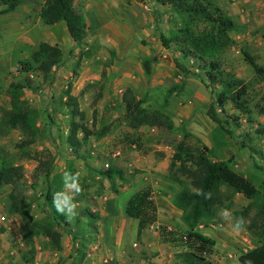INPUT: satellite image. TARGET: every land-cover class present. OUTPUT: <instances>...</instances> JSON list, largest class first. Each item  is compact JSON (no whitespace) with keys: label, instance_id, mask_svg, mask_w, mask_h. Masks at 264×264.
<instances>
[{"label":"rangeland","instance_id":"1","mask_svg":"<svg viewBox=\"0 0 264 264\" xmlns=\"http://www.w3.org/2000/svg\"><path fill=\"white\" fill-rule=\"evenodd\" d=\"M134 1L137 18L145 19L146 28L151 26L147 18L153 17L155 26L150 29L156 37L157 45H160V36L167 37L176 26L178 18L169 7H158L151 0ZM244 1H247L243 7L248 13L260 12L255 14L257 20L249 22L250 35L260 39L264 32V0H254L260 4L258 6L253 5L252 0ZM44 2L24 1L6 13L0 8V107H8V85L24 82L29 77L32 84L31 88L24 90V98L38 111L37 127L40 132V138L32 149L48 150L53 154L55 161L52 174H63L68 162H72L75 171L81 174L83 191L75 196L78 215L68 221L73 230L77 231L87 222L81 215L83 209L87 208L101 216L97 235L89 237L87 229L83 233L86 247L81 264H180L175 254L183 248L163 242L157 231L147 229L141 243L136 241L137 222L124 215L129 197L148 188L159 208H162L160 202L164 203L165 211L160 210V213L169 218L166 228L179 233L183 230L181 213H177L171 204L177 186L168 182L169 175L173 173L169 171V166L177 146L183 143L203 153L215 148V161L228 163L234 171L254 179L260 185L264 183V137H258L254 133L256 127L246 123L245 118L240 120L238 128L233 124L230 126V135L218 129L206 113L214 99L213 93L202 84L200 78L184 76L183 68L189 69L190 64L181 60L172 50L117 48L116 51L113 48H87L93 53L95 50L94 61L91 62L93 53L88 58H80L79 54L86 48H77L72 43L64 24L53 27L41 24L39 11ZM119 21L122 23V20ZM42 42L57 45L63 52L62 64L53 69L46 82L36 73L23 75L19 71V62L26 60ZM252 48L238 41L225 52L224 62L239 78L252 85L250 96L254 103L264 94V84L257 83L256 74L247 63L258 61ZM146 55L151 60L149 77L141 67V60L147 58ZM77 62L80 63L74 75L73 69ZM176 62L180 67L176 66ZM68 84H71V93L76 96L80 109L86 114L85 124L89 128L112 124L111 133L105 138L99 141L91 138L85 144V161L72 156L60 142V136L65 135L69 128L66 110L59 105ZM173 87L177 89L169 98L166 108L174 123L172 131L158 129L147 123L135 130L129 128L124 121V108L121 104V96L126 89L130 88L137 98L146 99L143 105V118H146L162 107L166 92ZM99 94H102V98L98 100ZM94 110L96 116L93 125ZM255 121L264 126V116L255 115ZM18 138L17 132H12L7 138H0V148L6 153L1 154L23 167L28 209L31 216L39 220L44 214L45 180L34 179L36 163L33 160L19 159L13 147ZM217 143L221 148L216 147ZM118 150L121 155L114 156ZM107 164L121 168L125 180L114 182L111 187L110 182L96 172ZM35 182L36 186L32 187ZM8 191V188L0 190V217L5 218L3 223L0 221V252L6 264H74L76 254L73 250L79 246L73 242L74 231L58 228L62 234L60 252L52 250L44 238L25 241L21 218L4 212ZM248 203L249 200L243 195L235 194L229 211L242 210ZM223 209L217 207L216 211L221 212ZM250 217L244 220V230L239 235L231 232L229 221L224 219L216 223L203 222L202 227L197 228L201 232L209 229L223 233L224 246L215 248L216 255L211 258L214 264H236L240 254L259 245L257 237L247 229ZM160 219L162 217L159 215ZM232 236L233 244H242H227L228 238Z\"/></svg>","mask_w":264,"mask_h":264},{"label":"trees","instance_id":"2","mask_svg":"<svg viewBox=\"0 0 264 264\" xmlns=\"http://www.w3.org/2000/svg\"><path fill=\"white\" fill-rule=\"evenodd\" d=\"M31 0H0L2 12L13 11L17 5ZM76 0H45L39 11L42 25L53 27L64 24L66 31L77 48L87 47V31L84 18L74 7ZM158 7H169L178 18L176 26L167 37L160 36V42L165 49H172L180 59L190 64V68H183L185 77L195 76L202 80V84L209 89L214 99L207 109L208 118L217 128L230 135V126H240V120L256 127L255 134L264 137V126L256 124L255 115L264 116V94L253 103L250 96L252 85L239 78L234 70L227 69L224 62L225 52L236 45L232 34L238 31L234 19L215 2V0H151ZM173 47V48H171ZM246 55L245 53H243ZM92 55L87 48L79 54L88 58ZM80 58L78 61H80ZM63 62V52L57 45L42 42L34 49L26 60L20 61V73L28 75L36 73L46 82L50 79L54 68ZM77 62L73 74H77ZM254 70L257 83L261 81L262 69L255 61L247 62ZM176 66L180 65L176 62ZM141 67L147 77L150 76L151 60H141ZM182 69V68H181ZM32 81L26 77L24 82L10 83L7 89L8 107H0V138H7L12 132H17L18 140L13 147L19 159L33 160L36 163L33 177L37 181L45 180L43 218L36 220L28 209V197L23 185V167L16 165L13 160L2 156L6 154L0 148V190L8 188L4 212L8 215L19 216L23 222V239L32 242L35 238L48 240L49 247L57 252L62 250V234L58 228L73 230L71 223L65 216L59 214L52 205L53 194L62 190L63 174H52L55 157L48 150L35 151L40 138L37 127L38 111L24 98V90L31 88ZM72 86L68 84L59 105L66 110L69 128L65 135L60 136V142L67 147L76 159L86 160L83 148L89 139L99 141L111 133V125L88 127L85 124L86 114L80 109L78 99L71 93ZM177 87L169 89L159 110H155L143 118V108L146 99L137 98L128 88L121 96L124 108V121L129 128L135 130L147 123L150 126L166 131L174 129V123L166 108L168 100ZM99 94L97 99H101ZM96 99V100H97ZM97 100V101H98ZM220 113V114H218ZM96 111H93V125ZM217 148L221 145L217 143ZM214 150L205 153L180 143L172 156L169 171L170 183L177 186L171 201L172 207L181 213L183 230L175 232L159 225L157 206L150 199V190L141 189L127 201L124 215L136 220L135 239L141 243L145 230L150 226H157V232L163 242L172 246H180L182 251L175 254L180 264H214L211 256L214 254L215 241L199 232L197 228L203 222L210 221L215 216L217 207L229 210L235 194H241L249 200L242 210L230 211L232 217H250L247 229L259 240V245L241 254L236 264H264V183L257 185L254 179L237 173L230 165L223 161H215ZM251 151H255L251 149ZM2 153V154H1ZM66 171L75 173L72 162H68ZM104 180L114 182L125 180L124 172L114 165L96 171ZM33 183L32 187L36 186ZM202 189L211 192V199L196 195ZM81 215L87 221L83 227L74 231L73 242L78 243L74 248L76 260L74 264H81L86 244L84 231L90 235L98 234V221L101 216L85 208ZM75 245V247H76ZM107 264V263H106Z\"/></svg>","mask_w":264,"mask_h":264},{"label":"crops","instance_id":"3","mask_svg":"<svg viewBox=\"0 0 264 264\" xmlns=\"http://www.w3.org/2000/svg\"><path fill=\"white\" fill-rule=\"evenodd\" d=\"M230 1L232 2V4L230 3ZM215 2L227 13V15L231 16L236 22L238 31L232 34V38L235 40V42L237 43L238 41H240L243 42L245 45L253 46L252 50L255 52V55L257 56L258 59V61L255 62L259 66V68L262 69V77L259 84L263 85L264 84V32L261 35L260 39H256V37L250 35V30H249L250 28L249 22H251L252 19L257 20L255 14L257 13L260 14V12H256L254 14L248 13L247 9L243 7L247 2L244 0H215ZM252 4L257 6L260 5L259 3H256L254 0H252ZM74 7L80 14H82L84 18V23L87 31V44H88L86 48H113L116 49V51L117 48H163V50L166 51L172 50V49H168V50L165 49V47H163L162 44L157 45L156 37L153 35V32L151 31V29H153L155 26L153 24V17L147 18L151 22V26H150L151 29L146 28L145 19L142 18V20H140V18H137V15L135 13L134 0H76ZM260 7L262 8V5ZM255 10L258 11L257 8H255ZM251 15L253 16V18H251L252 17ZM165 18L168 17L165 16ZM119 20H122V23H119L120 22ZM143 40L145 42H143ZM93 51L94 53L92 52L93 57L91 62L94 61V56H96L94 49ZM117 66L120 69L122 68L119 65ZM227 69L229 70L232 68H227ZM83 84L84 82L82 83V85ZM160 203L162 204V208H159L160 207L159 204L156 203L157 214H158L157 223L166 227L168 226L167 221L169 218H166L164 214L160 213V210L162 212L165 211V208L163 207L164 203L163 202ZM218 213H220V211L219 212L215 211L214 218L209 222L216 223L218 221L223 220L221 218V215H219ZM159 215L160 217H162V220L161 219L159 220ZM199 227L202 226L199 225ZM199 232H201V230ZM201 233L212 238L215 241L214 254L211 256V258H213L216 255L215 248L219 247V245L224 246V241L222 243V240L224 239L222 235L223 233L218 230L213 231L209 229ZM233 240H234L233 236L228 238L227 244L231 243L232 245H236V246L242 244L241 242H235L236 244H233L232 243ZM236 246L233 247L237 249ZM246 252L248 251H245L244 253ZM6 263L7 262L4 255L0 252V264H6Z\"/></svg>","mask_w":264,"mask_h":264},{"label":"clouds","instance_id":"4","mask_svg":"<svg viewBox=\"0 0 264 264\" xmlns=\"http://www.w3.org/2000/svg\"><path fill=\"white\" fill-rule=\"evenodd\" d=\"M80 172L75 173L65 171L62 176L63 188L53 194L52 205L55 210L66 217L69 221L78 215L76 209L78 204L75 202V196L82 193L83 189L80 184ZM196 195L203 196L205 199H211L212 193H205L202 189L196 191ZM221 218L229 221L231 232L239 235L244 230L245 221L243 217H232L231 212L227 209L221 210Z\"/></svg>","mask_w":264,"mask_h":264},{"label":"built area","instance_id":"5","mask_svg":"<svg viewBox=\"0 0 264 264\" xmlns=\"http://www.w3.org/2000/svg\"><path fill=\"white\" fill-rule=\"evenodd\" d=\"M121 155V152L118 150V151H116L115 153H114V156H120ZM108 165V164H107ZM107 165L105 166V167H107ZM150 199L151 200H154V197H153V193H151L150 192ZM5 220V218L4 217H0V221H1V223H3V221ZM149 229H151V230H155V231H157L158 229H157V226H150L149 227Z\"/></svg>","mask_w":264,"mask_h":264}]
</instances>
